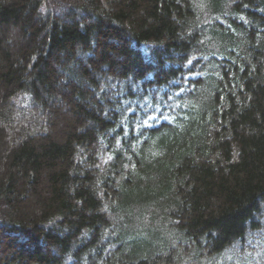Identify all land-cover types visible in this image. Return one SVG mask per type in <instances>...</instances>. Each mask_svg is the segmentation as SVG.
<instances>
[{"label": "trees", "instance_id": "obj_1", "mask_svg": "<svg viewBox=\"0 0 264 264\" xmlns=\"http://www.w3.org/2000/svg\"><path fill=\"white\" fill-rule=\"evenodd\" d=\"M0 264H264V0H0Z\"/></svg>", "mask_w": 264, "mask_h": 264}]
</instances>
